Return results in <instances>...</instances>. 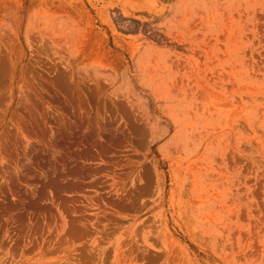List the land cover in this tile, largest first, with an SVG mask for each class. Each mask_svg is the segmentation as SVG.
<instances>
[{"label": "rangeland", "instance_id": "1", "mask_svg": "<svg viewBox=\"0 0 264 264\" xmlns=\"http://www.w3.org/2000/svg\"><path fill=\"white\" fill-rule=\"evenodd\" d=\"M0 264H264V0H0Z\"/></svg>", "mask_w": 264, "mask_h": 264}]
</instances>
